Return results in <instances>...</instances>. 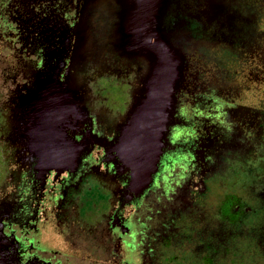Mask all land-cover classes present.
Instances as JSON below:
<instances>
[{
	"label": "flooded vegetation",
	"instance_id": "flooded-vegetation-1",
	"mask_svg": "<svg viewBox=\"0 0 264 264\" xmlns=\"http://www.w3.org/2000/svg\"><path fill=\"white\" fill-rule=\"evenodd\" d=\"M133 11V0H0V264H173L168 250L181 253L176 237L218 190L207 175L244 132L232 116L245 113L252 143L264 145V0H170L166 32L185 58L167 136L176 148L145 196H128L114 145L154 64L122 47ZM190 72L197 94L184 93ZM228 77L248 104L222 93ZM102 78L110 83L94 100ZM40 79L65 85L83 114L63 126L84 147L74 164L41 166L31 146L23 99L48 88Z\"/></svg>",
	"mask_w": 264,
	"mask_h": 264
},
{
	"label": "water",
	"instance_id": "water-1",
	"mask_svg": "<svg viewBox=\"0 0 264 264\" xmlns=\"http://www.w3.org/2000/svg\"><path fill=\"white\" fill-rule=\"evenodd\" d=\"M170 0H133L131 23L124 30L122 47L153 60L145 90L132 110L114 148L127 166V194L142 199L161 172L172 147L167 140L174 116L177 91L184 77L185 58L166 32L165 17ZM38 88L23 99L31 119L26 127L39 164L71 165L83 145L67 136L63 126L80 119L71 91L58 81L40 79ZM58 85V86H57ZM57 87V88H56Z\"/></svg>",
	"mask_w": 264,
	"mask_h": 264
},
{
	"label": "rangeland",
	"instance_id": "rangeland-1",
	"mask_svg": "<svg viewBox=\"0 0 264 264\" xmlns=\"http://www.w3.org/2000/svg\"><path fill=\"white\" fill-rule=\"evenodd\" d=\"M235 9H237V7H235ZM251 13L256 15L257 12L252 10ZM179 25L180 29L185 27L181 23ZM255 26L256 24L254 23V27ZM185 41L186 40H182L181 45L186 47L188 44ZM196 44L204 49L207 48L206 44ZM187 78L188 81L187 84H185L184 93L197 94L195 93L197 90L195 89L196 85L194 84L193 73L190 72ZM76 79L78 84L83 83L79 77H76ZM227 80L231 81L230 87L221 89L223 90L222 93L225 91L227 92L224 93L225 96H231L230 101L234 99L236 100L235 103L248 104L252 100L250 97L251 93L238 87L239 85L237 84H239L238 81L240 80L236 79V81L229 77ZM2 82L3 79L0 78V83ZM108 83L110 82L104 78L92 82L91 86L94 87V100L99 99L98 96L102 97L100 94L103 92L99 93L97 91L107 87ZM112 83H117V81H113ZM4 95V91H1L0 106L8 99V97ZM218 97H220L219 94ZM112 98L120 97L116 95ZM227 103L231 104L232 102ZM238 115L239 116L233 115L232 118H234V120L236 119L235 121L240 124V131H244L241 133L242 136H240L239 140L232 139V143L227 144L228 146H226L220 154L217 164L213 166L210 170L211 172L207 175L209 178L213 177L218 190H215L213 193L214 197L209 199L210 205L207 206L208 210H206L207 208H201L200 214L196 215L197 218L188 221V228L185 229V232H191L190 235L195 240L198 239L199 236H201V238H210L212 232L216 233L218 230L220 232L219 236L222 238L224 235L221 231L227 229L225 232L223 231L224 234L228 233V230L230 231L229 238L225 239L224 237L223 240L225 241L224 243H227L226 253H222L220 250V252L215 255L213 264H264V244L260 240L264 237V145L258 143V140L255 141V144L252 143V140L258 138L257 134H255L257 128L248 123V118L245 113L241 112ZM245 120L246 122L243 123ZM252 136L254 139L251 140ZM252 146H256L257 148H254V151H252L250 148ZM3 147L4 146L0 144V175L2 174L5 164V155L1 152ZM1 154L3 157H1ZM154 197L155 196H152L151 199L145 202V209L150 208L152 204L154 205L156 203ZM242 200L246 204L241 203ZM183 206L185 205H180L179 208ZM245 211L247 212V218L243 222L237 223L236 217L240 212ZM167 214V212H163L162 215ZM156 224H159L158 229L164 228L161 223L156 222ZM182 233H184L183 230H181L176 237L177 239L179 238L183 245L182 248H180L181 253H176L178 247L169 249L168 252L170 255H168L170 261L173 260V257H176L177 260H175L173 264H205L203 258L198 255L193 256L192 254V251L195 253L197 252L195 249L191 251L192 248H195V242H186L185 238L181 235ZM165 253L167 254V252Z\"/></svg>",
	"mask_w": 264,
	"mask_h": 264
},
{
	"label": "trees",
	"instance_id": "trees-1",
	"mask_svg": "<svg viewBox=\"0 0 264 264\" xmlns=\"http://www.w3.org/2000/svg\"><path fill=\"white\" fill-rule=\"evenodd\" d=\"M241 203H245V202L242 200ZM246 218H247V212L246 211L240 212L239 215L236 217V222L237 223L243 222ZM226 230L223 231L225 232ZM223 231H221L224 235L222 238L219 236L220 233L219 230L216 233L212 232V236H210V238L208 237L209 239L207 237L201 238V236H199L198 239L194 240V238L190 235L191 232L189 233L188 231L187 232L184 231L182 236L183 238H185L186 242H192V241L195 242V248H192L191 251L195 249L197 252L195 253L194 251H192L193 256L196 255L200 256L201 258L204 259L205 264H213L215 260V255L218 252H220V250L222 251V253H226L227 251V243H224L225 241L223 240L224 237L225 239L229 238L230 231L228 230V233L226 234H224ZM260 240L264 244V237H262Z\"/></svg>",
	"mask_w": 264,
	"mask_h": 264
}]
</instances>
